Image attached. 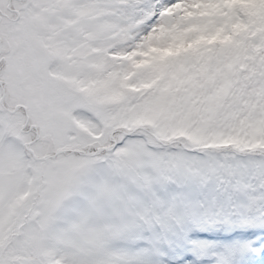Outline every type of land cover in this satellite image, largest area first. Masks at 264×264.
<instances>
[{"label": "snow or ice", "instance_id": "6c2138e0", "mask_svg": "<svg viewBox=\"0 0 264 264\" xmlns=\"http://www.w3.org/2000/svg\"><path fill=\"white\" fill-rule=\"evenodd\" d=\"M0 264H264V0H0Z\"/></svg>", "mask_w": 264, "mask_h": 264}]
</instances>
